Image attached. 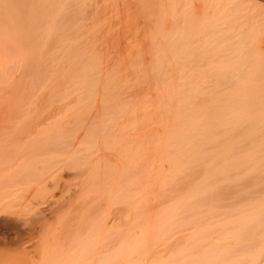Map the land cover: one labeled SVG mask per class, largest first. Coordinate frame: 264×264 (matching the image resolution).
<instances>
[{
    "label": "bare ground",
    "instance_id": "obj_1",
    "mask_svg": "<svg viewBox=\"0 0 264 264\" xmlns=\"http://www.w3.org/2000/svg\"><path fill=\"white\" fill-rule=\"evenodd\" d=\"M65 1L0 12V52L17 51L0 54V186L18 176V264H264L262 65L190 46L188 25L150 40L149 66L126 63L143 97L117 72L97 94V59L66 58Z\"/></svg>",
    "mask_w": 264,
    "mask_h": 264
},
{
    "label": "rangeland",
    "instance_id": "obj_2",
    "mask_svg": "<svg viewBox=\"0 0 264 264\" xmlns=\"http://www.w3.org/2000/svg\"><path fill=\"white\" fill-rule=\"evenodd\" d=\"M8 1V5L5 6ZM37 1L7 0L6 2L5 0V3L3 0L2 3H5L4 9L7 8L5 11L18 8V15H21L23 11L24 14L25 11H36L33 10V6H36ZM65 2L69 6H66L67 12L65 11L67 18H65L66 14L63 18L62 16L58 18L60 20L61 17L63 22L65 20L70 28L65 39L68 49L66 58L78 60L82 65H86L90 59H97L98 67L94 75L95 81L98 82L97 94L100 93V86L106 82L102 75L117 72L130 86L125 90L128 95L124 94V98L143 97L144 94L139 89L131 87L130 72L133 68L126 63L137 61L143 67L149 66L153 53L150 40L153 38L157 40L165 34L174 37L177 31L186 30L188 25L193 27L190 35L193 39L203 38L200 42L191 41L190 46L199 47L208 42H211L212 48L219 46L222 50L229 45L241 46L242 53L232 49L225 50L219 54V58L229 62L238 59L243 72L254 64H260L264 69V0H66ZM2 3L0 1L1 9ZM1 9L0 12H5ZM18 41L21 44V41ZM22 41L26 43V40ZM31 42L35 43L31 40L27 44L31 45ZM23 43L22 45H25ZM55 45L58 44L55 42ZM9 47L5 46L3 51L5 52ZM11 49L13 50L12 46ZM11 49L9 51H12ZM50 52H52L51 57L58 55L56 48L51 49ZM9 53L17 55L15 54L17 51ZM5 54L3 53L4 56ZM1 56L0 62L6 57ZM13 61L16 63L15 60ZM12 62L8 64L9 67L7 66L10 68L9 72L8 70L6 72L12 80H15L18 77V65ZM10 65L13 67L11 68ZM230 80L233 82L234 77L231 76ZM151 93L150 97L153 98V92ZM21 113L19 115L21 118L26 115L25 111ZM17 162L18 160L15 163ZM4 174L6 175L5 172ZM71 176L69 171L62 173V181L75 182L76 179ZM165 202V200L155 201L151 207L155 211L165 206ZM96 212L100 214L101 210ZM116 224L111 214L105 218V223L102 225L106 227L103 226L110 237L108 239L117 237ZM136 225L132 226V230L130 229L132 233H137L141 229L142 225L140 227ZM118 226L120 228V225H117V228ZM113 233L116 237L112 236ZM106 238L107 236L104 242ZM117 239L120 238L112 240L113 243L109 240L110 242L105 244L111 243L108 245L110 248ZM18 248V176H16L9 178L5 185L0 186V264H18ZM155 250L159 249L155 247ZM156 255L159 256V253ZM261 259H264V254Z\"/></svg>",
    "mask_w": 264,
    "mask_h": 264
}]
</instances>
